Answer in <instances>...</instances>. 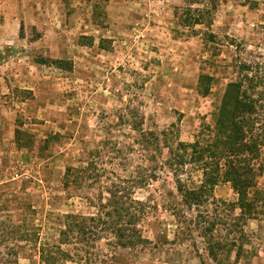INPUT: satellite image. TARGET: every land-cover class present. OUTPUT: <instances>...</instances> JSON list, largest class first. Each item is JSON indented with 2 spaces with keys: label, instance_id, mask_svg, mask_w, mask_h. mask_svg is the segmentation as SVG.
I'll return each mask as SVG.
<instances>
[{
  "label": "rangeland",
  "instance_id": "1",
  "mask_svg": "<svg viewBox=\"0 0 264 264\" xmlns=\"http://www.w3.org/2000/svg\"><path fill=\"white\" fill-rule=\"evenodd\" d=\"M186 5L0 0V220L25 219L39 227L42 241H56L60 215L95 213L113 181L145 167L143 175L154 176L133 197L147 205L139 227L148 242L113 248L103 240L106 252L117 255L105 264H218L208 254L205 223L197 215L206 216L208 208L228 223L233 216L217 204L189 208L162 164L167 149L162 155L152 147L142 150L135 143L139 132L126 120L144 118L146 132L168 130L182 141L213 123L227 83L237 77L235 62L264 58V0H219L211 27L193 31L175 15ZM201 75L213 77L206 95ZM69 166L80 181L67 187ZM258 188L264 193V171ZM213 196L237 200L229 182L215 186ZM243 224L247 253L236 260L232 251L219 264H264V217ZM5 243L3 252L19 247L11 264H39L29 244L13 238ZM74 245L64 248L75 256Z\"/></svg>",
  "mask_w": 264,
  "mask_h": 264
},
{
  "label": "trees",
  "instance_id": "2",
  "mask_svg": "<svg viewBox=\"0 0 264 264\" xmlns=\"http://www.w3.org/2000/svg\"><path fill=\"white\" fill-rule=\"evenodd\" d=\"M186 1L182 13L175 12L180 24L191 31L197 25L211 27L219 0ZM208 34L210 40L214 41L213 33ZM235 63L237 77L227 83L213 114V123H203L192 141L177 139L168 130L146 132L143 129L144 118L126 120L132 129L139 132L135 143L142 150L152 147L162 155L163 150L167 149L168 156L162 164L174 175L177 190L189 208L217 204L226 207L233 216L234 223H228L222 221L218 214L209 215L208 208L206 216L202 211L197 215L205 223L201 233L208 254L218 264L223 261V255L232 251H235L236 260L247 253L244 244L248 234L243 223L264 217V193L258 188V177L264 171V58ZM212 80V76H200L202 94L210 92ZM76 171L71 166L67 168L64 185L69 187L72 182L80 181L78 175L74 176ZM143 171H147L145 167L125 180L120 179L118 183L113 181L106 189L108 195L104 197L101 193L95 203V213L60 215L56 241H42L39 227L34 223L27 224L25 219L19 223L0 220V227H9L8 230L2 227L0 232V264H11L19 256V247L15 245L5 252L1 249L12 238L16 242L20 240L29 244L39 264H65L67 261L105 264L117 258V255L114 249L106 252L101 244L103 240H107L106 245L113 248H131L148 242L139 227L147 205L133 197V190L146 185L148 179L154 176L145 172L143 175ZM193 171L200 173L198 180L183 177L186 172L191 176ZM221 182L231 184L237 194L236 201L228 203L215 199L213 189ZM237 208L239 213L235 214ZM70 244H75L77 248L78 253H74L76 259L71 250L64 248ZM79 245L82 246L77 247ZM97 246L99 249L93 254L91 248Z\"/></svg>",
  "mask_w": 264,
  "mask_h": 264
}]
</instances>
